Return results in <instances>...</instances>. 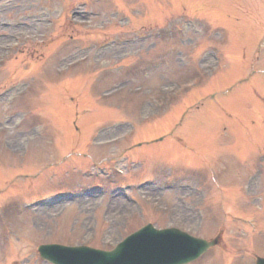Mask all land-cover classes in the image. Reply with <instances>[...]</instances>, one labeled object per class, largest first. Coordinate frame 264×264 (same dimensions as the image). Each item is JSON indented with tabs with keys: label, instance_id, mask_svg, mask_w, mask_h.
<instances>
[{
	"label": "rangeland",
	"instance_id": "374dc122",
	"mask_svg": "<svg viewBox=\"0 0 264 264\" xmlns=\"http://www.w3.org/2000/svg\"><path fill=\"white\" fill-rule=\"evenodd\" d=\"M76 2L0 0V264H50L43 243L109 249L146 223L220 235L191 264H254L264 152L239 150L264 146V0Z\"/></svg>",
	"mask_w": 264,
	"mask_h": 264
},
{
	"label": "water",
	"instance_id": "95a60500",
	"mask_svg": "<svg viewBox=\"0 0 264 264\" xmlns=\"http://www.w3.org/2000/svg\"><path fill=\"white\" fill-rule=\"evenodd\" d=\"M187 247L193 252L189 253ZM200 249L197 240L179 234L175 229L157 231L151 226L131 235L112 252L71 251L50 245L40 247L42 255L56 264H179L195 257Z\"/></svg>",
	"mask_w": 264,
	"mask_h": 264
}]
</instances>
